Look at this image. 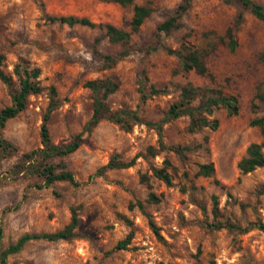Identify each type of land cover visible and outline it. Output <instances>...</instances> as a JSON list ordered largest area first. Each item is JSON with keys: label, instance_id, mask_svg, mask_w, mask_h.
I'll use <instances>...</instances> for the list:
<instances>
[{"label": "rangeland", "instance_id": "1", "mask_svg": "<svg viewBox=\"0 0 264 264\" xmlns=\"http://www.w3.org/2000/svg\"><path fill=\"white\" fill-rule=\"evenodd\" d=\"M180 0H134L152 11L126 43H111L98 28L79 24L68 26L50 21L49 16H84L96 23H109L129 31L131 5L108 0H0V53L2 69L11 73L19 59L39 69L41 90L27 97L25 108L6 120L1 135L16 150L0 154L1 246L24 232H52L62 228L75 209V235L67 240H32L8 255L9 264H264V231L249 228L229 231L208 229L202 220L212 221V197L216 198L219 221L245 226L264 223V167L241 174L237 161L250 142L261 143L264 136L251 121L264 116V21L252 16L237 1L190 0L180 17V25L157 32ZM264 5V0H253ZM233 28L236 46L230 51L223 38ZM180 43L207 51L205 63L214 78L182 71L178 58L166 52ZM124 52V54H122ZM102 55L115 61L107 66ZM113 76L116 89L106 97L111 112L135 113L144 120H159L168 105L177 99L179 87L194 85L219 88L235 95L238 111L226 115L216 109L215 130L201 128L188 132L186 116L161 124V140L166 146L190 147L181 153L159 150L154 128L141 123L120 124L101 119L82 135L80 145L63 157L49 161L72 172L80 182L72 186L54 181L38 186L35 174H13L12 165L20 153L40 146L39 128L50 88L57 105L47 120L49 139L64 143L78 132L91 113L88 79ZM14 78V76H12ZM165 89L151 95L149 88ZM10 104V90L0 81V108ZM124 115V114H121ZM264 124V119H263ZM207 140L204 142L203 137ZM155 147V155L145 152ZM125 168L106 169L93 175L112 155L128 160ZM169 163L170 184L151 175L150 168ZM211 162L210 176L195 174L199 163ZM147 176V186L140 175ZM151 191L158 198L147 201ZM139 200L143 212L129 203ZM204 207V212L200 206ZM124 215L130 225L121 218ZM148 215L157 226L156 237L147 223ZM129 229L133 235L124 249L114 248Z\"/></svg>", "mask_w": 264, "mask_h": 264}, {"label": "trees", "instance_id": "2", "mask_svg": "<svg viewBox=\"0 0 264 264\" xmlns=\"http://www.w3.org/2000/svg\"><path fill=\"white\" fill-rule=\"evenodd\" d=\"M115 2L121 6L131 5V16L129 20V31L118 28L109 23H96L84 16L75 15H59L49 16L50 21H57L58 23H64L68 26L79 24L90 28H98L103 31V34L107 37L111 43H126L130 38V33L134 32L141 25L143 20L152 11L151 7L145 4H136L134 0H108ZM223 2L237 1L245 10H247L255 18L264 21V5L255 2L253 0H221ZM190 0H180L173 12L163 21H161L156 29L157 32H168L171 29L177 28L180 25L181 15L188 9ZM223 38L225 44L230 51L234 50L236 46V40L234 38L233 28L227 27L224 31ZM167 53L175 55L179 60V65L182 71H193L195 74L204 76L208 79V82L213 84L214 78L208 71L205 63V56L207 51L204 49L199 51L186 43H180L178 47L166 48ZM124 54V52H122ZM104 64L110 66L115 58L110 55L101 56ZM260 58L264 59V51L260 53ZM4 56L0 53V81L5 84L10 90V104L0 108V154L4 156L8 152L16 150V148L7 141L1 135V129L4 126L6 120L14 117L20 111L25 108L28 95L38 93L41 90L39 85L38 75L39 69L36 66H29L25 61L19 59L13 64L11 73H6L2 69V62ZM14 76V78L12 77ZM84 86L91 92V113L89 118L81 126L80 130L73 134L69 141L54 144L49 139L47 120L50 112L57 105V101L54 100V89L51 87L50 98L42 115V121L39 128L40 146L30 151H24L20 153L18 160L12 165V172L20 173L26 172L39 176L42 178V183L38 186H48L54 181H66L72 186L80 184L71 171L64 169L63 167L56 170V166L52 164L49 159L52 157H63L73 152L81 143L82 135L85 132H89L101 119H107L111 122L128 128L129 123L126 118L131 119V123H141L148 127L154 128L157 134V148L159 150H175V152L181 153L182 150L190 147H174L166 146L161 140V124L169 119L177 118L179 116H186L187 123L185 129L188 132L200 130L201 128H207L209 130H215L218 125L216 118L212 117L213 110L223 109L226 115H235L238 111L239 105L235 95L226 94L219 88H213L210 86L194 85L187 81L179 87L177 99L171 102L166 108L163 116L156 121L144 120L138 117L135 113L119 111L111 112L106 105V97L112 93L117 87V81L113 76H106L99 79H88L84 82ZM165 92V89L155 88L150 86L149 94L156 95ZM260 101L264 102L262 93H258ZM124 114V115H121ZM126 116V118L124 117ZM264 116H260L251 121L252 125L258 126L261 134L264 136ZM206 142L207 137H203ZM261 143L250 142L245 148V154L236 163V167L241 174L247 173L257 167H264V155L261 151ZM145 152L149 155H155V147L153 145H147ZM138 153L133 154L128 160H122L118 158L116 154L112 155L103 165L95 169V171L88 175L90 179L95 174H102L106 169L111 168H125L134 163ZM169 163L166 159L163 160V166L151 167V175L161 180L165 185L170 184V175L167 172ZM214 171L213 164L211 162L199 163L195 174L198 176H210ZM140 181L144 182L147 186V176L145 173L140 175ZM158 198L153 192L149 191L147 201L155 202ZM137 207L143 212L142 203L137 200L128 204V208ZM200 209L204 212V207L201 205ZM211 213L213 220H202V225L208 229L226 228L229 231H246L249 228H257L264 231V223L259 220L248 222L245 226H241L236 223L229 222L228 220L219 221L217 217V203L216 198L212 197ZM147 216V223L152 233L161 238L157 229V226L153 220ZM121 218L130 225V221L121 215ZM77 225V215L73 207L70 208L69 221L60 229L52 232H24L20 234L15 241L8 243L5 247L1 246L0 242V264H9L7 257L10 254L18 252L27 242L32 240H67L75 235V227ZM133 231L129 229L124 238L116 241L114 248L124 249L132 238ZM1 239V228H0Z\"/></svg>", "mask_w": 264, "mask_h": 264}]
</instances>
